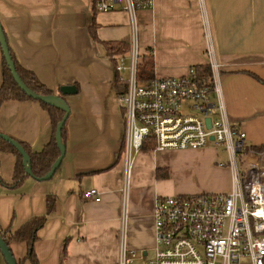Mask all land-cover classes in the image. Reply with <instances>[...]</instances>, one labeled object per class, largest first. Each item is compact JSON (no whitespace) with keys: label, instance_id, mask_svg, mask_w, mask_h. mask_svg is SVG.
I'll return each mask as SVG.
<instances>
[{"label":"crops","instance_id":"obj_1","mask_svg":"<svg viewBox=\"0 0 264 264\" xmlns=\"http://www.w3.org/2000/svg\"><path fill=\"white\" fill-rule=\"evenodd\" d=\"M94 2L0 0V24L18 65L69 109L65 155L53 177L36 181L28 176L14 189L0 185V228L11 233L45 214L47 196L55 199L54 212L34 244L38 264H118L123 223L127 250L150 259L156 243V199L195 195L160 190L167 172L165 161L157 162L155 156L163 159L168 151L154 152L145 145L127 171L119 100L124 87L116 82V56L109 57L103 44L128 47L132 19L122 9L98 13ZM134 19L139 51L152 54L143 59L159 78L208 66V31L230 123L244 132L248 147L264 144V0H153L152 8L136 12ZM52 133L50 117L37 102L6 101L0 106V134L33 153L48 145ZM216 147L225 152L212 141L203 149L178 152L220 173V185L203 191L228 193L232 170L211 157ZM14 162L11 154L0 153L5 183H11ZM91 189L100 193L99 202L82 198ZM10 250L16 262L30 264L24 243H13ZM0 264H5L1 258Z\"/></svg>","mask_w":264,"mask_h":264},{"label":"built area","instance_id":"obj_2","mask_svg":"<svg viewBox=\"0 0 264 264\" xmlns=\"http://www.w3.org/2000/svg\"><path fill=\"white\" fill-rule=\"evenodd\" d=\"M152 6L153 0L94 2L98 13L122 9L132 19L128 52L114 58L116 82L124 87L119 100L127 171L145 145L161 153L199 150L212 141L228 155L232 188L222 194L158 197L153 211V257L145 259L143 252L127 250L123 223L118 264H264V155L248 147L244 132L230 123L208 31L210 76L206 80L193 70L181 77L143 79L139 75L143 58L152 54L139 51L134 16ZM82 198L99 202L100 193L91 189Z\"/></svg>","mask_w":264,"mask_h":264},{"label":"trees","instance_id":"obj_3","mask_svg":"<svg viewBox=\"0 0 264 264\" xmlns=\"http://www.w3.org/2000/svg\"><path fill=\"white\" fill-rule=\"evenodd\" d=\"M93 36V35H92ZM95 38V37H94ZM109 57L124 55L128 52V47L124 45H113V43L103 44ZM9 53L12 61L14 62L16 72L21 79L22 83L32 92L39 96H51L52 93L45 88L33 74L28 73L18 65L11 48L8 46ZM196 75L204 77L206 80L210 76V69L208 66L205 68L196 69ZM139 75L143 79H151L153 77V65L149 60H142V64L139 68ZM33 101L37 102L49 115L52 125V139L48 145L39 153H33L27 145L19 143L27 155L30 158V168L32 172V179L37 180L44 177L50 170L53 162L59 157V151L55 144V130L58 123L63 119L64 112L56 107L49 106L41 103L40 101L32 100L25 96L20 91L18 86L15 84L12 76L7 68L5 60L2 55V84L0 86V106L6 101ZM61 139L64 144L65 132L64 126L61 131ZM252 150L262 153L264 155V144L261 146L250 147ZM9 153L14 157V169L12 174L11 183H5L0 179V185H4L9 189L17 188L24 178L28 177L25 174V169L22 164L21 155L7 142L0 139V153ZM55 199L53 196H47L46 198V212L44 215L34 217L25 222L14 232L4 231L0 228V237L10 250V245L13 243H24L27 247V253L25 260L29 261L30 264H38L36 255L34 253V244L37 241V233L43 227L48 217L54 212ZM11 252V250H10ZM22 264L23 262H16Z\"/></svg>","mask_w":264,"mask_h":264},{"label":"rangeland","instance_id":"obj_4","mask_svg":"<svg viewBox=\"0 0 264 264\" xmlns=\"http://www.w3.org/2000/svg\"><path fill=\"white\" fill-rule=\"evenodd\" d=\"M216 154H211V157H215L217 162H222L228 164V155L226 152L222 151L220 148L216 147ZM168 156L162 159L163 155L155 156L157 162H162L164 160L163 166L167 172V177L161 181H165L160 185V190L167 192L169 189H175L179 194H213L214 191H203V188L209 186L220 185L219 172H213L200 166L196 163V158H193L192 155L184 156L177 150L168 151ZM174 153V154H171ZM241 159V158H240ZM239 159V160H240ZM243 165H245V158L242 159ZM240 163V162H239ZM134 164L131 165V169ZM240 167V166H239ZM231 170L230 168H228ZM212 174V175H211ZM223 181V178H222ZM180 190V191H179ZM204 192V193H200ZM170 195V194H167ZM176 195L166 196L173 197ZM1 261L3 260L2 255L0 254ZM3 263V262H2ZM142 264V262H141ZM145 264V263H143Z\"/></svg>","mask_w":264,"mask_h":264},{"label":"water","instance_id":"obj_5","mask_svg":"<svg viewBox=\"0 0 264 264\" xmlns=\"http://www.w3.org/2000/svg\"><path fill=\"white\" fill-rule=\"evenodd\" d=\"M0 49H1V52L3 55V58L5 60V63L7 65V68H8V70L12 76V79L14 80L15 84L18 86L20 91L25 94V96H27L28 98H30L32 100L40 101L43 104L56 107V108H58L64 112V117L58 123L56 130H55V144H56V147L59 151V157L53 162L49 172L44 177L37 179L36 181L50 180L53 177V175L55 174L56 170L61 165V162H62L64 155H65V147H64V144L62 143L61 131H62L64 123H65V121L69 115V109L65 105V103L60 99V97L53 96V95H51V96H39V95L35 94L34 92L30 91L22 83L21 79L19 78V76L16 72L14 62L11 59L9 49H8V45H7L5 36L3 34V31H2L1 24H0ZM65 92H66L65 90H62V93H65ZM206 126L208 128L210 127L209 119H206ZM0 139L7 142L8 144H10L21 155L22 164H23V167L25 169V174L32 178V172H31V168H30V158L27 155V153L25 152V150L23 149V147L19 143L12 140L11 138H9L6 135L0 134ZM210 140H212V138H210ZM0 254L3 257L5 264H17L12 253L10 252L9 248L6 246V244L4 243V241L2 240L1 237H0Z\"/></svg>","mask_w":264,"mask_h":264}]
</instances>
